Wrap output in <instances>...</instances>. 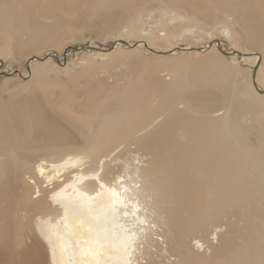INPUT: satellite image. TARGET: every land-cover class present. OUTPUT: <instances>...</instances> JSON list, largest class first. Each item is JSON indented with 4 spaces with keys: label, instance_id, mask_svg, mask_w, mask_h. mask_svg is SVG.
Wrapping results in <instances>:
<instances>
[{
    "label": "bare ground",
    "instance_id": "bare-ground-1",
    "mask_svg": "<svg viewBox=\"0 0 264 264\" xmlns=\"http://www.w3.org/2000/svg\"><path fill=\"white\" fill-rule=\"evenodd\" d=\"M163 1L207 22H233L235 43L251 48L233 58L242 66L248 57L264 64V0L258 11L251 0ZM119 8V0H84L73 10L86 17L79 24L95 18L108 32L120 19L105 21ZM74 22L61 4L0 0V45L10 44L16 55L48 47ZM116 43L134 42L82 41L66 51H105ZM179 46L151 52L233 51L217 40ZM53 56L52 50L29 62ZM211 56L207 63L186 61L180 72L172 59L135 58L129 82L99 80L70 98L32 89L6 97V106L0 104V264H264V143L249 156L239 135L242 112L264 108V89L240 66L224 76L225 87L214 85L210 66L224 69V58ZM255 68L253 75L263 78ZM212 86L228 93L226 106L216 109L224 97ZM237 92L245 95L234 97Z\"/></svg>",
    "mask_w": 264,
    "mask_h": 264
},
{
    "label": "rangeland",
    "instance_id": "rangeland-1",
    "mask_svg": "<svg viewBox=\"0 0 264 264\" xmlns=\"http://www.w3.org/2000/svg\"><path fill=\"white\" fill-rule=\"evenodd\" d=\"M43 1L51 9H54L58 4L63 5L65 13L67 9L69 16L75 18L74 24L76 26L64 25L62 32L57 34L54 42L48 47L37 48L22 55H16L10 44L0 45V104L3 103L4 106H6L4 101L6 97L25 93L31 89L47 95L46 98L54 99L56 95H59L60 98H70L73 93V95H80L98 85L99 80L100 82L103 81V84L106 83V86H109L110 83H117L122 86L132 79L136 71V63L132 60L135 58L165 57L172 59L175 70L180 72L185 67L186 61L189 63L198 61L207 63L212 58L211 52L219 53L224 58V69L218 66L217 71L216 65L210 66L211 71L208 75L212 76L214 85L219 84L225 87L227 80L224 76L237 71L236 67L240 66L250 72L251 78L249 77V80H252L251 83L253 81L258 82L264 89V64L260 65L259 63V66L253 62L251 57H248L243 60L245 65L242 66L237 57L233 58L242 52L251 51V48H245L242 44L235 43V39L238 38L236 24L226 22L223 18H216L207 22L190 14L186 9L163 0H119L122 8L112 11L110 17L105 21L112 25L114 18H119V24L110 27L108 32H103L98 27L103 23L101 20L88 18L79 24L81 19L86 17L81 16L82 10H73V8L75 6L79 8L84 0ZM259 2L260 0H251L250 4L253 10L258 11ZM253 10L252 15L255 17ZM39 19L46 22L44 17ZM82 25L89 28H82ZM2 32L7 35L6 32ZM262 34H264V29ZM110 39H121L134 43L125 48L116 43L113 49L109 50L112 45L108 49H103L105 51L96 48L86 51L82 47L69 51L73 45L80 44L82 41L88 43L94 40L100 45H104ZM212 40L221 41L225 48L233 51L225 54L220 49L206 47L200 51L199 55H193L190 50L175 51L176 53L168 54L151 52L152 49L160 52L169 51L180 47L179 44H188L191 47L208 45ZM261 41H264V35H262ZM142 44L146 45L143 47L145 51L140 46ZM67 49L69 50L66 51ZM52 50L56 52L57 56L48 57L42 61L34 59L29 62L30 58L41 57L45 52ZM65 53L66 56H64ZM225 64L228 68L225 67ZM253 66H257L254 70L258 72L259 69V77L263 78H257L253 75ZM173 77L177 78L178 81L181 80L180 73ZM199 80L203 86L209 85L204 76H201ZM87 83L88 85H86ZM85 85L89 88H86ZM72 86L76 88L73 87V89ZM79 87H82L81 90L78 89ZM210 88H214L224 97V101L216 109L229 103L227 92L216 86ZM85 89L87 90L85 91ZM68 93L70 94L67 95ZM243 95H245L244 92L233 94L234 97ZM250 102L252 103V99ZM59 110L65 113L71 112L62 105H60ZM73 116L78 117L77 114H73ZM240 120V139L247 154L252 156L257 152V145L264 143V108L259 113L253 110H244L240 115ZM2 121L4 122V119ZM131 151L135 152L134 150ZM251 160L253 163L256 162L254 158ZM245 231L248 234L246 227Z\"/></svg>",
    "mask_w": 264,
    "mask_h": 264
},
{
    "label": "water",
    "instance_id": "water-1",
    "mask_svg": "<svg viewBox=\"0 0 264 264\" xmlns=\"http://www.w3.org/2000/svg\"><path fill=\"white\" fill-rule=\"evenodd\" d=\"M44 57H42V59H43Z\"/></svg>",
    "mask_w": 264,
    "mask_h": 264
}]
</instances>
